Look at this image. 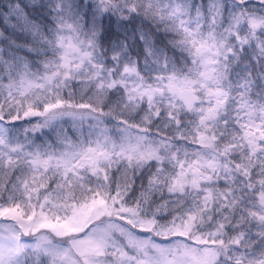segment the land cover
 I'll list each match as a JSON object with an SVG mask.
<instances>
[{"label": "snow or ice", "instance_id": "obj_1", "mask_svg": "<svg viewBox=\"0 0 264 264\" xmlns=\"http://www.w3.org/2000/svg\"><path fill=\"white\" fill-rule=\"evenodd\" d=\"M0 264H264V0H0Z\"/></svg>", "mask_w": 264, "mask_h": 264}]
</instances>
